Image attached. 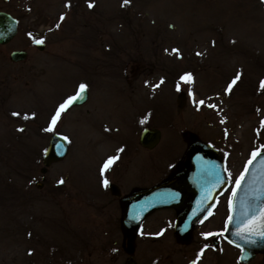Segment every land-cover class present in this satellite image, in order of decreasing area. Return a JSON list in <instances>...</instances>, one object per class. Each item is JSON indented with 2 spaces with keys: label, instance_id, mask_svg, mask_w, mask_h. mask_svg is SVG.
<instances>
[{
  "label": "rangeland",
  "instance_id": "374dc122",
  "mask_svg": "<svg viewBox=\"0 0 264 264\" xmlns=\"http://www.w3.org/2000/svg\"><path fill=\"white\" fill-rule=\"evenodd\" d=\"M0 9L19 18L0 44V264H123L121 196L178 170L194 138L231 143L236 169L264 143V0H0ZM13 48L26 59L12 61ZM81 83L86 101L51 123ZM144 127L161 130L152 148L139 142ZM53 131L68 152L41 172ZM171 214L141 223L138 262L199 257V236L176 241ZM235 254L223 244L222 262L239 264Z\"/></svg>",
  "mask_w": 264,
  "mask_h": 264
},
{
  "label": "water",
  "instance_id": "95a60500",
  "mask_svg": "<svg viewBox=\"0 0 264 264\" xmlns=\"http://www.w3.org/2000/svg\"><path fill=\"white\" fill-rule=\"evenodd\" d=\"M17 22V18L10 12L0 9V43H6L13 38L17 32ZM36 41L35 45L42 49L44 43L38 44ZM25 57L24 49L17 48L10 52V58L14 61ZM86 98L85 88L67 106L81 104ZM184 100V93H179L178 106H183ZM160 137L161 130L158 127H144L140 131L139 142L146 148H152L159 142ZM67 152V138L61 133L52 132L42 155L41 172H45L52 162L63 159ZM250 161L240 185L236 186L232 194L231 214L224 230L225 238L241 249L239 258L243 261L251 259L257 252H264V148ZM180 164L183 169L170 178L121 196L124 248L130 253L124 264H137L131 255V237L148 213L165 206L183 208L176 217L174 234L177 239L188 242L194 224L209 212L215 196L222 191L224 180L218 179L216 183L201 176L208 170L210 173H217L219 177L222 175V160L210 144L201 140L192 141ZM36 186H42V182L36 181ZM108 187L111 193L121 194L115 183L110 182Z\"/></svg>",
  "mask_w": 264,
  "mask_h": 264
},
{
  "label": "flooded vegetation",
  "instance_id": "af4514ba",
  "mask_svg": "<svg viewBox=\"0 0 264 264\" xmlns=\"http://www.w3.org/2000/svg\"><path fill=\"white\" fill-rule=\"evenodd\" d=\"M8 12H10L13 16H15L17 18V20H18L17 32H18V30H19V18L16 16V14L12 13L11 11H8ZM34 31H35V33H38L37 30H34ZM17 32H16V34H17ZM15 35L13 36V38L15 37ZM13 38H11V40ZM11 40H9V41H11ZM43 43L45 45L44 41H43ZM0 44H5V43H0ZM34 45H35V41H34ZM13 49H17V48H13ZM18 49H24L26 51V57H27V55H28L27 49H25V48H18ZM10 52H9V57H10ZM26 57L24 59H26ZM24 59L17 60V61H14L12 59L11 60L14 62H20V61H23ZM263 90H264V86H263ZM67 108L68 107H65L64 110H67ZM183 135L186 136V132H184ZM194 140H201V139L200 138H194L193 140H191L188 143V145ZM201 141L210 144L212 147H214L216 149L217 153L219 154V156L222 160V169H223L221 177H219V175L217 173H213V172L210 173L209 170L207 171V173L205 172L201 176L203 178L208 177V179H212L213 182H216L218 179L219 180L222 179V180H224V182H223V186H222V191L215 196L214 204L211 206L209 212L204 217L197 220V222L193 226L192 233H191V239L193 238L195 233L197 236H199L198 241H200V243L197 246V249L199 252V257L198 258L189 257L184 264H194V262H195V264H203L204 260H209V262L212 261L213 262L212 264H225L221 260V248H222L224 243L228 244L236 252V254L234 256H235L236 261L239 264H264V252L255 253V255L247 261L240 260V258H239L240 248L238 246H236L235 244L231 243L230 241H228L224 236V229L226 227L227 221H228V219L230 217V213H231L232 193H233L235 187L237 186L235 181H236V178L240 177L242 173L245 174V171L247 169L248 160L246 161V163L243 166L241 165L236 169L235 167H237V164L239 163V161L235 160V158L237 156L235 157L234 153L236 155L239 150H237V152L232 151V149L230 148V146L232 145L231 143H228L226 140H220L218 137H216L215 140H213V141H209V140L208 141L201 140ZM263 148H264V143L262 144V146L260 145V147H258L256 150H254V151L252 150L253 151L252 156L255 153H257L258 151L262 150ZM182 169H183V166L180 164V168L178 170L172 172V174L167 176L165 179L170 178L171 176L175 175L177 172H179ZM165 179H162L161 181H163ZM113 183H115V182H113ZM115 184L119 187V185L117 183H115ZM209 186H211V185H209ZM141 188H143V187H141ZM119 189H120V187H119ZM120 200H121V197H120ZM160 209H167V210L172 211L171 216L168 215V217H167L168 219H167L166 223L171 225L172 234L176 238V236L174 234L175 220H176L178 213L184 209L183 208L177 209L174 206L159 207V208L154 209L150 213H148L143 218V220L140 222L137 230L133 233L132 237L134 235L136 237V236H142L143 234H145V230H147V227L141 226V223L151 213H153L154 211L160 210ZM132 237H131V239H132ZM176 241H178L179 243H186L185 241H181L177 238H176ZM132 243H133V241H131V244ZM134 244H135V242H134ZM132 247H133V250L131 252V255L135 259L134 255H133V253L135 251L133 244H132ZM135 262L137 264H149V263H143V262L140 263L136 259H135ZM150 264H163V263H162V261H160V262H153Z\"/></svg>",
  "mask_w": 264,
  "mask_h": 264
},
{
  "label": "snow or ice",
  "instance_id": "6c2138e0",
  "mask_svg": "<svg viewBox=\"0 0 264 264\" xmlns=\"http://www.w3.org/2000/svg\"><path fill=\"white\" fill-rule=\"evenodd\" d=\"M124 3H125V4L129 3V0H124ZM92 6H93V5L90 3V4H89V7H92ZM63 18H64V17L62 16L61 19H63ZM36 43L39 44V43H42V41L37 40ZM173 51L175 52V51H177V50H176V49H173ZM189 76H190V74H189ZM181 79L184 80L185 77H181ZM237 79H239V75H237V77H236V78H235V79L229 84V86H228L229 89H231L232 85L236 83V80H237ZM261 86H264V81H261ZM85 88H86V85L83 84V83H81V84L79 85V89H78L77 94H76L75 96H71V97H69V98L65 101L64 104H61V105L59 106V108L57 109L56 114L52 117V121H51V123L54 124V123L56 122V118H57V116H59L60 111L63 110V109H65V107H66V105L69 103V101H75V100L79 97V95L85 90ZM200 103H203V101H201ZM13 115H14V116H18V115H20V114H19V113H13ZM24 118H25V119H28L29 117H28L27 115H25ZM142 123H143V121H142ZM20 130L23 131V129H20ZM47 130L50 131L51 128H49V129H47ZM114 159H116V158H115V157H110V158H109V161L106 162V164L104 165V167H103L102 170H101L102 175H103L104 169L108 166V163H110V162H111L112 160H114ZM249 163H251V161H249ZM243 177H244V173H242L240 177H237V178H236L235 183H236L237 186L240 185L241 180L243 179ZM60 183H63V180H61ZM105 183H107V182L105 181ZM194 264H195V262H194Z\"/></svg>",
  "mask_w": 264,
  "mask_h": 264
},
{
  "label": "bare ground",
  "instance_id": "6f19581e",
  "mask_svg": "<svg viewBox=\"0 0 264 264\" xmlns=\"http://www.w3.org/2000/svg\"><path fill=\"white\" fill-rule=\"evenodd\" d=\"M196 167H198V162L196 163ZM205 184H207V183L205 182Z\"/></svg>",
  "mask_w": 264,
  "mask_h": 264
}]
</instances>
